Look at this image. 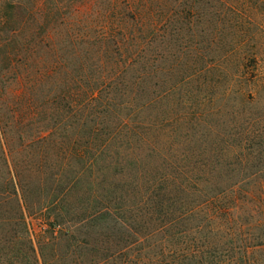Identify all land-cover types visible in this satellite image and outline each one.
I'll use <instances>...</instances> for the list:
<instances>
[{"label":"rangeland","instance_id":"1","mask_svg":"<svg viewBox=\"0 0 264 264\" xmlns=\"http://www.w3.org/2000/svg\"><path fill=\"white\" fill-rule=\"evenodd\" d=\"M12 2L13 7L18 4L16 9H10ZM22 5L34 11L26 34L39 40L52 28L64 56L61 70L75 75L99 70V61L90 55L99 50L107 32L116 30L117 38L126 35L120 30L124 17L135 35L141 31L138 36L151 41L147 50L151 59L157 51L164 54L163 62H158L160 72L157 63L149 68V90L159 93L178 80L183 82L142 114L148 123L145 141L131 138L129 147L126 133H121L115 147L100 151L95 141L93 151L85 154L82 145L89 135L79 128L85 112L81 98H75L73 105L77 116L64 119L55 113L59 104L49 83L32 93L25 90L26 98L16 101L27 85L18 81L25 70L19 45L24 34ZM42 9L55 15L45 18L48 24L39 28L36 12ZM257 32L262 36V60L257 69L251 64L242 67L237 56L249 49ZM54 53L40 49L37 61L44 57L49 64ZM175 53L184 64L171 78L170 56ZM196 55L223 60L210 71L189 76L185 65ZM80 86L83 83L74 84L73 93H81ZM13 113L23 120L25 133L21 139L14 131L8 135L12 137L4 147L8 164L0 151V264H36L30 245L39 264H264V211L250 212L246 196L264 184V4L256 0H0L4 124ZM57 123L65 128L49 134ZM96 153L98 166L86 171L87 179L64 195L82 167L80 157ZM12 178L18 196L22 198L24 192L27 197L23 219L11 196ZM173 183L243 188L226 202L230 210L216 214L210 205L188 218L180 216L178 206L174 213L162 209L160 200L149 194L154 184ZM201 201L194 197L189 205Z\"/></svg>","mask_w":264,"mask_h":264},{"label":"trees","instance_id":"2","mask_svg":"<svg viewBox=\"0 0 264 264\" xmlns=\"http://www.w3.org/2000/svg\"><path fill=\"white\" fill-rule=\"evenodd\" d=\"M259 4H264V0H256ZM10 5V9H16L18 4H15L13 7V2ZM33 12V13H32ZM21 30H23V39L19 43L21 46L22 53L25 60L24 64V73H21V76L18 78L20 83L27 84L25 89L22 90L19 95H16V101L24 100L26 98V91L33 90L43 83H49L52 86L54 97L57 101L56 104H59L55 108V113L59 116L58 118H70L72 116L76 117L78 111H74L73 105L75 98H81L83 102V107L85 111L82 114V119L79 125L80 130L85 131L87 136L86 142H84L83 151L86 153H91L93 151V143L97 141L98 149L100 151H106L112 145L115 147L117 145V138L119 139V134L126 133L124 137L127 140V143L130 145L131 138H139V141H145L144 134H147L148 123L142 117V114L151 107L152 104L158 103L159 100L165 95L175 91L179 85H181L182 80L172 83L170 88L160 91L159 93L155 91L151 92L148 87V81L151 72L149 68L157 63V72H160L161 66L158 62L164 60V54L157 51L153 59L147 55V50L151 41L145 40L143 37L138 35L142 33L139 31L135 35L134 29L130 27V24L125 23V17L122 18L121 28L123 32L126 33L122 38H117L115 36L116 30L107 32L99 41L100 48L95 53H92L90 57L97 59L99 61L98 69L96 72L82 70V74L75 75L74 73L61 70L62 66H65L64 56L60 55L59 48H57V40L53 39V34L49 31L35 40L34 35H27L26 32L30 27L29 21L33 18L34 11L29 9L26 5L21 7ZM55 15V14H54ZM53 13L51 10H39L36 12V25L39 28H43L46 23V19L52 18ZM11 18L12 16L9 15ZM126 17H128L126 15ZM8 18V16H7ZM46 18V19H45ZM53 32V31H52ZM115 33V34H114ZM256 34V33H255ZM68 36V35H67ZM71 37V36H70ZM68 36V43L73 44L72 38ZM262 36L260 32H257L256 35L251 37L249 43V49L245 50L240 56H237L239 60V65L244 67L253 66L254 69L258 68V63L262 60V45H261ZM67 41V40H66ZM90 42V41H89ZM245 45L248 42H243ZM238 45L237 49H239ZM41 50H50L55 52V59L49 63L51 66H47L46 59L40 57L37 61L39 51ZM38 50V53L36 52ZM37 54V55H36ZM96 56V57H95ZM95 57V58H94ZM171 65L169 68L171 78H175L177 74L175 72L178 68H181L182 58L180 55L172 54L170 56ZM184 57V56H183ZM222 57H213L206 59L203 55H196L193 62L185 65V73L190 76L195 75L196 73H203L212 70L213 68L220 65ZM225 58V57H224ZM228 58V57H226ZM259 61V62H258ZM39 66V68L36 67ZM44 69H41L43 68ZM65 69V67H64ZM155 70V71H156ZM188 71H190L188 73ZM192 71V73H191ZM156 72V73H157ZM186 78L185 77H182ZM188 78V77H187ZM83 83V86H80L81 93H73L72 86L77 83ZM29 84L31 86H29ZM160 90V89H158ZM156 94L152 98L150 94ZM31 99H29L30 102ZM63 104V105H61ZM29 118V116L27 117ZM23 120H20L19 117H16L15 113L10 120V122L4 124L2 117L0 116V151L2 157L6 164H8V158L5 152L4 147L8 145L12 137L8 135H14V133L19 135V138H24L25 127ZM54 129H51L49 134L54 133L60 128H65L61 123H57ZM70 128H72L70 126ZM18 132V133H17ZM101 138H103L101 140ZM120 147V145H119ZM118 150H117V152ZM99 156L97 153L90 155L88 158L80 157L79 162H82V167L78 170L76 175L72 177L71 182L64 189V195L70 193L74 188L78 187L83 181L87 178L85 177V172L92 170L94 165L98 163ZM80 162V163H81ZM98 166V165H97ZM103 167V166H102ZM101 167H97L99 170ZM103 169V168H101ZM103 174V173H102ZM103 178H106V175H102ZM13 178L10 179V183L13 185ZM18 180V179H17ZM15 183V181H14ZM14 186V191L11 196H14L18 208L20 210V218H24L23 209L24 204L27 205V197L24 192H22V198L18 196V191L16 186ZM152 191L150 196L152 198H157L160 200L161 208L168 212H177V206L180 210L181 217H193L195 213L206 210L210 205L213 212L219 214L225 212L228 207L226 202L233 200V195H235L239 189L243 188L240 185H188L173 183L171 186L169 184H158L151 186ZM111 191V190H108ZM246 192L247 200L249 205L250 212L264 211V184H259L252 191ZM248 193V194H247ZM253 193V194H252ZM180 194L183 196H180ZM172 196V197H171ZM200 198L201 205L191 207L189 204L192 202V199ZM176 198V200H175ZM23 199V203L21 202ZM181 201V202H180ZM54 202H61L54 198ZM183 202V203H182ZM226 203V204H225ZM52 204V203H51ZM209 207V208H210ZM200 208H202L200 210ZM180 219V218H179ZM258 245L260 242L258 241ZM30 252L32 256L34 255V261L38 263L36 257V252L33 245H30Z\"/></svg>","mask_w":264,"mask_h":264}]
</instances>
